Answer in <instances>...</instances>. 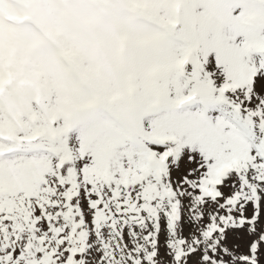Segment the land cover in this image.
I'll use <instances>...</instances> for the list:
<instances>
[{
  "label": "snow or ice",
  "instance_id": "1",
  "mask_svg": "<svg viewBox=\"0 0 264 264\" xmlns=\"http://www.w3.org/2000/svg\"><path fill=\"white\" fill-rule=\"evenodd\" d=\"M98 64L0 101V264H264V0H118Z\"/></svg>",
  "mask_w": 264,
  "mask_h": 264
},
{
  "label": "rangeland",
  "instance_id": "2",
  "mask_svg": "<svg viewBox=\"0 0 264 264\" xmlns=\"http://www.w3.org/2000/svg\"><path fill=\"white\" fill-rule=\"evenodd\" d=\"M118 0H0V101L20 112L63 88L65 57L102 63L124 14Z\"/></svg>",
  "mask_w": 264,
  "mask_h": 264
}]
</instances>
